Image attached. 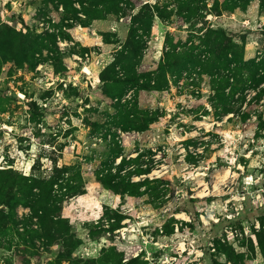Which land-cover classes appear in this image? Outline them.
<instances>
[{"label": "rangeland", "instance_id": "obj_1", "mask_svg": "<svg viewBox=\"0 0 264 264\" xmlns=\"http://www.w3.org/2000/svg\"><path fill=\"white\" fill-rule=\"evenodd\" d=\"M129 1L139 9L175 0ZM71 2L77 17L66 18L59 0H0V171L40 183L34 192L57 207L78 246L67 253L35 238L48 223L20 206L19 224L0 235V264H264V109L262 121L256 113L245 123L238 114L219 118L206 79L185 75L161 91L114 95L100 75L111 72L137 10L92 20L89 3ZM206 20L245 34L246 59L263 50L258 1L247 12L216 8ZM169 33L186 38L182 18L156 19L140 72L156 70ZM52 41L59 61L36 47ZM133 110L157 121L137 131ZM122 162L150 169L132 177L134 196L103 183Z\"/></svg>", "mask_w": 264, "mask_h": 264}, {"label": "trees", "instance_id": "obj_2", "mask_svg": "<svg viewBox=\"0 0 264 264\" xmlns=\"http://www.w3.org/2000/svg\"><path fill=\"white\" fill-rule=\"evenodd\" d=\"M59 1L66 9L69 5L72 6L71 0ZM76 1H79V4L89 3V7L83 8L84 13L92 20H107L111 16L117 18L131 16L132 12L137 10L131 19L126 44L111 66V72L109 68L108 72L100 75L102 84H111L117 88L114 95L122 98L126 88L147 92L161 91L169 85L170 80H179L185 75L193 82L206 79L210 90V103L217 117L233 115L228 118L231 120L238 114L245 123L256 113L257 119L262 121L264 48L257 51L255 57L246 59V35L237 36L224 28L214 27L206 20V16L210 12L215 13L216 8L233 13L247 12L254 1L259 2L260 9L264 12V0H223L221 3L216 0L212 8H209V0H175L174 4L146 3L139 9L129 0ZM79 13L76 8L72 10L69 8L66 18H69L68 14L77 17ZM176 18L183 19L187 30L186 38H179L175 42L174 35L167 34L164 54L156 70L140 72L146 48L144 38L151 33L156 19L171 24ZM51 43L52 46L38 44L36 47L48 49L47 52L51 53L52 57L50 59L59 61L61 57L53 48L56 45L53 41ZM116 67L123 72L122 77L119 76ZM131 115L139 122L133 128L140 132L148 130L149 126L157 121L146 111L133 110ZM128 129L127 126L123 127V130ZM123 162L119 164L122 171L112 176L107 175L103 183L118 195L134 196L139 184L134 182L132 177L148 174L150 169H123ZM33 182L34 180L13 170L0 171V235H9L8 226L15 228L19 224L17 209L22 206L29 208L32 212L31 217H37L42 225L48 223L41 226L40 231L35 232V238H45L49 246L54 247L58 244L59 247H64L67 253H71L77 248L79 240L67 221L54 217L57 207L46 205L41 194L34 192L40 183Z\"/></svg>", "mask_w": 264, "mask_h": 264}, {"label": "water", "instance_id": "obj_3", "mask_svg": "<svg viewBox=\"0 0 264 264\" xmlns=\"http://www.w3.org/2000/svg\"><path fill=\"white\" fill-rule=\"evenodd\" d=\"M189 191V194L192 195L193 191L192 190H188Z\"/></svg>", "mask_w": 264, "mask_h": 264}, {"label": "bare ground", "instance_id": "obj_4", "mask_svg": "<svg viewBox=\"0 0 264 264\" xmlns=\"http://www.w3.org/2000/svg\"><path fill=\"white\" fill-rule=\"evenodd\" d=\"M179 216H183V215H179Z\"/></svg>", "mask_w": 264, "mask_h": 264}]
</instances>
